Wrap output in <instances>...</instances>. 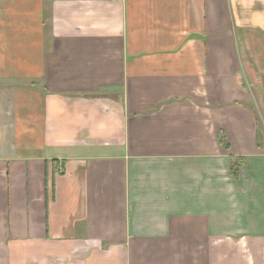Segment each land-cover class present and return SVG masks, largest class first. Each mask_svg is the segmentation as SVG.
Wrapping results in <instances>:
<instances>
[{"label": "crops", "instance_id": "0c3cea01", "mask_svg": "<svg viewBox=\"0 0 264 264\" xmlns=\"http://www.w3.org/2000/svg\"><path fill=\"white\" fill-rule=\"evenodd\" d=\"M0 264H264V0H0Z\"/></svg>", "mask_w": 264, "mask_h": 264}, {"label": "trees", "instance_id": "16d2710c", "mask_svg": "<svg viewBox=\"0 0 264 264\" xmlns=\"http://www.w3.org/2000/svg\"><path fill=\"white\" fill-rule=\"evenodd\" d=\"M261 140H262L261 133H259V135H258L259 145L262 144ZM222 142L227 148H229V144L225 141V139L223 137H222ZM245 158L246 157H238V156L231 155V165H232V173L233 174H235V175L238 174L240 166L245 163ZM54 162L56 164H58L59 160L55 159ZM62 164H63V162H62Z\"/></svg>", "mask_w": 264, "mask_h": 264}]
</instances>
